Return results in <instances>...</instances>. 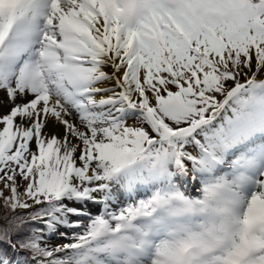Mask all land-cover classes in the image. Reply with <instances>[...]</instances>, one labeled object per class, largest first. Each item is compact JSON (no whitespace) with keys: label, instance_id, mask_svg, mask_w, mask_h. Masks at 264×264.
<instances>
[{"label":"snow or ice","instance_id":"snow-or-ice-1","mask_svg":"<svg viewBox=\"0 0 264 264\" xmlns=\"http://www.w3.org/2000/svg\"><path fill=\"white\" fill-rule=\"evenodd\" d=\"M0 264H264V0H0Z\"/></svg>","mask_w":264,"mask_h":264}]
</instances>
